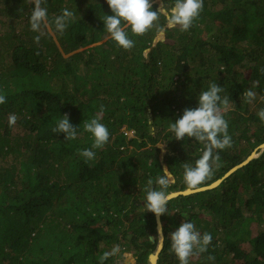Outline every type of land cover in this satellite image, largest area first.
I'll return each instance as SVG.
<instances>
[{
  "label": "trees",
  "instance_id": "obj_1",
  "mask_svg": "<svg viewBox=\"0 0 264 264\" xmlns=\"http://www.w3.org/2000/svg\"><path fill=\"white\" fill-rule=\"evenodd\" d=\"M42 6L51 25L43 34L30 29L31 0H0V94L7 99L0 105V264H99L117 244L135 264H148L157 222L143 210L147 181L159 190L155 181L165 165L174 180L165 191H186L183 164L194 165L203 145L176 140L169 124L198 107L213 82L229 97L221 108L232 146L216 150L219 166L200 187L223 180L255 151L260 155L218 187L169 201L158 264H179L170 235L182 222L212 235L208 250L190 264H264V122L257 115L264 100L249 104L242 96L255 81L253 91L264 97V0H204L193 26L167 30V41L156 42V28L142 36L128 28L131 50L104 31L101 19L113 14L106 0ZM64 8L74 17L61 34L53 21ZM13 113L17 123L9 127ZM63 114L77 127L74 140L52 131ZM97 115L110 138L85 163L78 150L90 148L93 137L83 121ZM158 145L168 150L164 161Z\"/></svg>",
  "mask_w": 264,
  "mask_h": 264
},
{
  "label": "clouds",
  "instance_id": "obj_2",
  "mask_svg": "<svg viewBox=\"0 0 264 264\" xmlns=\"http://www.w3.org/2000/svg\"><path fill=\"white\" fill-rule=\"evenodd\" d=\"M155 1L106 0L113 14H104L103 19H101L104 23V31L116 42L118 47L131 50L135 42L129 37L126 29L130 28L131 33L137 36H142L153 28H156L157 33L161 36L167 30L176 29L177 27L180 32H186L199 18L204 6V0H174L170 7L166 6L165 3H161L157 10H153V2ZM46 2L47 0H31V3L35 5L29 18L30 29L33 32L43 34L41 32L42 28L48 29L51 27L48 21V10L42 6ZM73 17V11L67 8L62 9L61 14L54 18L55 30L63 34ZM161 17L164 18V24H160ZM40 38L41 36L37 35L34 37V41L39 43ZM260 72L264 74V68H261ZM256 84L257 82L254 81L252 87L243 92L242 96L246 103L251 104L256 99V92L253 91ZM223 91L224 88L218 86L216 82L211 83L207 90L200 93L198 107L185 108L183 115L175 123L170 121L168 130L174 133L176 140L193 138L203 145L202 155L195 161L194 165L189 163L183 164V181L186 185L187 192L194 193L201 191L200 186L207 179L211 178L214 167L219 166L218 161L220 158L216 150H224L232 146V138L228 134L229 124L224 118V112L221 108V105L228 106L229 97H221L220 93ZM261 99L264 100V97H261ZM6 102V96L0 94V105ZM103 111L104 108L101 105L100 112L102 113ZM257 115L264 122V108H261ZM7 119L8 126L13 127L16 125L18 117L13 113L9 114ZM100 120L101 117L97 115L90 120L83 121L84 131L91 133L93 137V143L90 148L78 150L79 155L84 158L85 163L95 159L96 153L94 150L102 149L109 141L110 132L107 126L101 123ZM149 123L151 124L153 122L149 119ZM52 131L57 134L63 133L65 140H74L77 136V127L70 123L68 114L61 115L56 127ZM151 131L154 133L155 128L153 127ZM124 132H126V135L127 132L134 134L133 131H128L126 128ZM132 138H135V134ZM158 146L163 148L166 145ZM163 172L164 175L159 176L155 181V184L159 186V190L153 187L154 182L152 179L147 181L145 188L146 198L143 204V210L155 214L157 218L167 213V205L171 199V193L165 190L170 187L173 176L168 172L167 167ZM151 237L157 239L158 232L157 235ZM170 239V250L179 260V264H190L191 257L198 256L208 250V246L212 242V235L207 232L201 235L196 230L194 223L182 222L171 233ZM157 241L155 240L153 242L156 244V248ZM155 251L156 249L151 255H154ZM111 257H120L121 264H123L124 259H126V254L122 252L120 245L117 244L110 251L103 252L98 258L99 264H105V261ZM208 259L214 260L215 257L209 255Z\"/></svg>",
  "mask_w": 264,
  "mask_h": 264
},
{
  "label": "water",
  "instance_id": "obj_3",
  "mask_svg": "<svg viewBox=\"0 0 264 264\" xmlns=\"http://www.w3.org/2000/svg\"><path fill=\"white\" fill-rule=\"evenodd\" d=\"M264 150V145H262L260 147V151L262 152ZM257 154H253L248 160L247 162L243 163L242 165H240L239 167L241 166H244L245 164H248L252 159H255ZM259 156V155H258ZM239 167H236L235 169L231 170L226 176L224 179H226L228 176H230L233 172H235ZM172 176V175H171ZM223 179V180H224ZM223 180H219L217 182H215L213 185H211L210 187H204V188H201V191L199 192H203V191H207V190H211V189H214L216 187H218ZM195 193H198V192H194V193H190V192H187V191H184V192H173L171 193V200H174L176 198H178L179 196H188V195H191V194H195ZM162 216V215H161ZM161 216L159 218L156 217V222H157V232H158V238H154V237H150V240L152 242H155V240H158L157 241V248H156V251H155V254L154 255H151L150 258H149V263L150 264H157L158 263V259H159V255L161 253V251L163 250V244H164V240H165V235H164V232H163V225H162V221H161ZM161 246V247H160ZM152 256H155V261L152 263L151 260H152Z\"/></svg>",
  "mask_w": 264,
  "mask_h": 264
},
{
  "label": "rangeland",
  "instance_id": "obj_4",
  "mask_svg": "<svg viewBox=\"0 0 264 264\" xmlns=\"http://www.w3.org/2000/svg\"><path fill=\"white\" fill-rule=\"evenodd\" d=\"M164 2V0H156L155 2H153V4H158V7H160V4L161 3H163ZM108 37L109 36H106V37H104V40H103V42H105L106 40H108ZM159 39H163L164 41L166 40V38H165V34L163 35V36H161V35H159L158 37H157V40H156V42H158V40ZM167 41V40H166ZM102 42V43H103ZM101 42L99 43V44H102ZM84 50V49H83ZM83 50H81V51H83ZM259 100H261V97L260 96H258L257 94H256V99H255V101L256 102H258ZM255 102V103H256ZM255 106V105H254ZM154 136V133L152 132V137ZM127 137H128V139L129 138H132V137H134V134L133 133H128L127 132ZM152 140V138L150 139V141ZM161 151L159 152V156H160V159H161V161H164V156L167 154V152H168V150L165 148V147H163V148H161L160 146H157ZM131 148V147H130ZM253 154H257L255 157L257 158L258 157V155H260V153H258V151H255ZM252 154V155H253ZM166 168V166L164 165V169ZM171 182H174V180L172 179V181ZM121 261V260H120ZM120 261H118V262H120ZM117 264H119V263H117ZM123 264H135V258L133 257V254H126V259H124V261H123Z\"/></svg>",
  "mask_w": 264,
  "mask_h": 264
},
{
  "label": "bare ground",
  "instance_id": "obj_5",
  "mask_svg": "<svg viewBox=\"0 0 264 264\" xmlns=\"http://www.w3.org/2000/svg\"><path fill=\"white\" fill-rule=\"evenodd\" d=\"M161 247V246H160ZM155 256H152V260H151V262L153 263L154 261H155Z\"/></svg>",
  "mask_w": 264,
  "mask_h": 264
}]
</instances>
